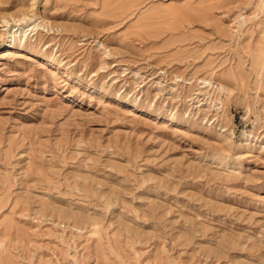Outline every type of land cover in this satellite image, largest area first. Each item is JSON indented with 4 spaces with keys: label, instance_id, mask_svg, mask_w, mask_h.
<instances>
[{
    "label": "rangeland",
    "instance_id": "rangeland-1",
    "mask_svg": "<svg viewBox=\"0 0 264 264\" xmlns=\"http://www.w3.org/2000/svg\"><path fill=\"white\" fill-rule=\"evenodd\" d=\"M0 264H264V0H0Z\"/></svg>",
    "mask_w": 264,
    "mask_h": 264
},
{
    "label": "bare ground",
    "instance_id": "bare-ground-1",
    "mask_svg": "<svg viewBox=\"0 0 264 264\" xmlns=\"http://www.w3.org/2000/svg\"><path fill=\"white\" fill-rule=\"evenodd\" d=\"M7 23V21H5ZM8 46L11 45V40L9 42L6 43ZM5 44V45H6Z\"/></svg>",
    "mask_w": 264,
    "mask_h": 264
}]
</instances>
